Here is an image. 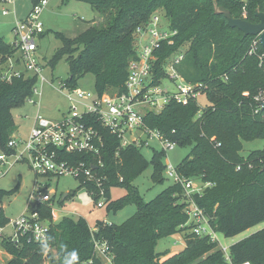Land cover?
I'll use <instances>...</instances> for the list:
<instances>
[{"label": "trees", "instance_id": "1", "mask_svg": "<svg viewBox=\"0 0 264 264\" xmlns=\"http://www.w3.org/2000/svg\"><path fill=\"white\" fill-rule=\"evenodd\" d=\"M29 1L33 7L40 0ZM73 1L89 5L104 17V25H90L74 38L53 32L60 47L49 65L54 67L65 56L69 71L65 85L76 89V80L89 74L94 77L93 90L98 95L123 90L127 65L135 58L136 28L147 24L157 9L164 11L167 27L176 35L172 45L164 44L157 53L154 80L158 83L165 78L162 63L187 45L176 71L185 82L202 87L201 95L205 96L207 106L200 109L197 98L186 104L170 102L157 114L147 113L144 124L180 147H191L176 170L184 179L210 184L202 194L194 195L193 200L207 215L215 233L232 238L263 223L264 150L253 151L246 157L240 152L243 142L264 139V110L255 112L253 101L264 89V70L256 56L248 55L253 37H243L236 28H229L225 18L215 14V6L227 9L233 18L239 19H243L244 8V20L257 23L255 11L264 14V0ZM13 52L10 45L0 41L1 62ZM35 84L36 78L32 76L6 83L1 80L0 70L1 147L6 146L17 129L11 111L32 96ZM245 93L248 95L244 96ZM102 134L103 167L96 172L102 178L105 205L116 211L132 203L136 206L135 214L120 225L96 221L95 231L91 232L81 218L52 223L50 209L40 206L41 219L50 221L46 241L34 243L22 237L14 243L1 238L0 248L10 256L6 264H41L43 258L50 264H66V261L100 264L94 256L92 239L107 243L113 264H229L216 242L193 233L184 236L182 250L171 254L156 252L160 238L178 233L179 227L188 221L183 190L180 185L171 184L145 202L133 182L151 164V180L162 183L165 154L153 151L148 162L141 151L131 146L121 149L115 137L107 131ZM73 158L80 161L85 157ZM236 167L240 170L235 171ZM80 185L88 191L95 190L92 183ZM112 188H123L125 194L111 200ZM6 193L9 192L0 190V197ZM8 223L0 208V229ZM53 249L56 258L50 255ZM72 252L76 253L74 261L69 255ZM229 257L231 264H264V228L231 245Z\"/></svg>", "mask_w": 264, "mask_h": 264}, {"label": "built area", "instance_id": "2", "mask_svg": "<svg viewBox=\"0 0 264 264\" xmlns=\"http://www.w3.org/2000/svg\"><path fill=\"white\" fill-rule=\"evenodd\" d=\"M16 0H0V4L13 8ZM47 0H40L31 8L24 21L15 22L12 27V35L15 39L10 46L14 52L5 62L0 61L1 80L10 83L14 78L32 76L39 81L41 86L47 84L42 76V67L39 65L36 52V38L43 33L39 16L46 8ZM2 16L9 14V10L2 9ZM246 16L242 10V18ZM176 32L161 26L160 17L153 14L147 24L136 28L134 32L135 58L127 65V75L123 84V90L107 92L98 95L94 90L70 89L65 83L62 88L67 89L64 96L67 106L60 112V118L47 119L36 115L26 138L12 137L3 148L0 146V168L16 163H25L36 176L71 177L80 184L92 183L95 190L88 191L90 196L96 199V206L102 208L106 204L105 190L96 172L103 167L102 149L104 146L102 131H107L119 142V148L133 147L139 151H155L153 145H157L164 154L174 149L175 142H170L155 129L148 128L143 121L147 113H159L168 103L186 104L201 95V86L190 84L176 71V66L183 58V53L171 55L162 63L165 78L157 82L154 80V65L158 60L157 53L162 51L164 44L170 46ZM18 54L13 61L12 56ZM248 55L256 56L259 66L264 70V48L261 47L258 37H253ZM1 58V57H0ZM163 80H167L174 86L169 90L162 86ZM36 85V84H35ZM33 86L32 96H41V88ZM61 93V90H58ZM26 102L34 105L31 98ZM255 112L261 110L264 103V89L254 97ZM83 155L85 158L78 161L73 158ZM73 156V157H72ZM264 162V161H263ZM164 176L173 184L181 186L184 199L187 204L186 214L188 221L179 229L189 228V233L198 237H208L216 242L219 247L216 233L210 227L209 218L199 208L194 200V195L202 194L203 190L210 186L205 183L196 186L190 179L181 177L176 167L170 164L164 165ZM239 169V167H238ZM3 175L0 171V176ZM41 186L36 183L35 188L27 201L28 213L20 215L12 222L14 235L11 241L17 243L19 238L26 237L34 243L46 241L49 223L41 219L39 207L46 205L50 210L52 192H42ZM26 211V212H27ZM94 232L95 230H90ZM0 229V239L2 238ZM94 256L100 264H113V255L106 242L92 239ZM227 263L231 264L229 252L226 248H220ZM102 259V260H101ZM92 261L84 264H91ZM240 264H250L242 262Z\"/></svg>", "mask_w": 264, "mask_h": 264}, {"label": "rangeland", "instance_id": "3", "mask_svg": "<svg viewBox=\"0 0 264 264\" xmlns=\"http://www.w3.org/2000/svg\"><path fill=\"white\" fill-rule=\"evenodd\" d=\"M47 1L48 6H46L39 16L44 36L36 38L38 48L36 56L39 65L42 67V76L48 83L41 86L39 81L36 82L35 87L37 89L41 88V96H32L31 99L36 102L34 105L25 102L22 106L11 111L15 126L17 127L12 137L26 138L36 115L56 120L60 118V112L66 109L67 103L64 96L67 94V89L62 88V83L69 77L68 64L66 57L63 56L56 62L54 67L49 65V60L60 47V42L55 39L53 32H60L65 34L68 38H74L89 27L87 24L90 21H93L92 25L96 26H102L105 22L104 17L95 13L87 4L73 0ZM31 8L29 0H16L14 15L11 6L0 4V41L8 45L13 44L15 39L12 35V27L15 19L24 21L31 11ZM2 9L9 10V14L2 16ZM153 14L158 15L161 20V26L166 27L167 20L164 17V11L162 9H157ZM186 46L187 45L183 46L180 53L186 50ZM17 56L18 54L15 53L12 56V60L14 61ZM93 85L94 77L89 74L76 80V89L93 91ZM162 86L169 90H174V86L167 80H163ZM58 90H61V93H59ZM243 95L247 96L248 94L245 93ZM197 103L200 109H204L207 106L205 96L199 95L197 97ZM153 148L155 151L161 152L157 145L154 144ZM190 149L191 147H180L176 145L174 149L167 151L163 158V164H170L173 167H177L189 154ZM257 150H264V139L243 142L240 155L246 157L251 152ZM141 153L149 162L152 152L150 150H142ZM11 163L12 160L9 159L7 165ZM7 165L0 168V171L3 173V175L0 176V190L9 192L0 197V208H2L5 217L9 220L8 225L2 229V236H4L2 238L10 239L14 235L12 222L20 215L28 213L27 201L36 183L42 187V192H52L53 200L49 206L51 207L52 223H59L63 219L77 220L81 218L85 221L89 229L92 230L96 221L120 225L136 212V206L132 203L116 211L108 209L106 205L102 208H98L95 199L90 196L87 188L80 185L74 178L36 176L28 166L22 162L16 163L11 167ZM152 170L151 164H148L146 169L133 182V186L138 189L140 196L145 202L154 199L168 186L173 184L164 174V181L162 183H154L151 180ZM239 170L238 167L235 168V171ZM193 182H195L196 186L203 185L198 180H193ZM65 194L66 197L61 202V198ZM124 194L125 190L123 188H112L110 190L111 200H116ZM44 222L49 223L50 221L48 222V220H46ZM262 228H264V222L232 238H225L220 233H216V238L220 244L219 247L226 248L228 253L231 245L247 238ZM188 234L189 228L186 229L185 227L184 229H179L178 233L160 238L155 247L156 252L162 253L168 251L169 254H171L182 250L184 247V236ZM50 255L52 258H56L54 249L51 250ZM7 261L8 257L0 248V264H6ZM41 264H50V262L48 259L43 258Z\"/></svg>", "mask_w": 264, "mask_h": 264}, {"label": "water", "instance_id": "4", "mask_svg": "<svg viewBox=\"0 0 264 264\" xmlns=\"http://www.w3.org/2000/svg\"><path fill=\"white\" fill-rule=\"evenodd\" d=\"M215 14L222 15L229 28H236L239 30L243 37H258L259 44L264 48V14L258 10L255 11V17L257 23H250L246 20L233 18L230 12L223 8L215 6ZM261 110H264V103L261 104ZM261 172H264V166L261 168ZM66 194L61 198V202L65 199Z\"/></svg>", "mask_w": 264, "mask_h": 264}, {"label": "clouds", "instance_id": "5", "mask_svg": "<svg viewBox=\"0 0 264 264\" xmlns=\"http://www.w3.org/2000/svg\"><path fill=\"white\" fill-rule=\"evenodd\" d=\"M71 256V259L74 261L76 259V253L75 252H72L69 254ZM66 264H71L70 261H66Z\"/></svg>", "mask_w": 264, "mask_h": 264}, {"label": "crops", "instance_id": "6", "mask_svg": "<svg viewBox=\"0 0 264 264\" xmlns=\"http://www.w3.org/2000/svg\"><path fill=\"white\" fill-rule=\"evenodd\" d=\"M47 6H48V5H47ZM43 11H44V10H43ZM90 22H91V21H90ZM92 24H93V23H88L87 25L90 26V25H92ZM62 34H63V33H62ZM64 35H65V34H64ZM3 229H4V228H3ZM5 255L8 257V261H9L10 256H9L8 254H6V253H5Z\"/></svg>", "mask_w": 264, "mask_h": 264}]
</instances>
